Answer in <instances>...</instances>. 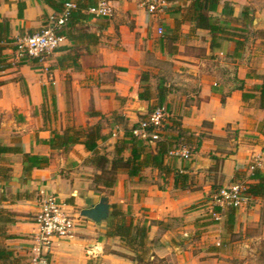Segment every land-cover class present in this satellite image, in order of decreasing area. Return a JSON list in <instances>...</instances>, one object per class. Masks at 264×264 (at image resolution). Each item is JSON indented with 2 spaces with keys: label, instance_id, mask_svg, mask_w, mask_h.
<instances>
[{
  "label": "crops",
  "instance_id": "crops-1",
  "mask_svg": "<svg viewBox=\"0 0 264 264\" xmlns=\"http://www.w3.org/2000/svg\"><path fill=\"white\" fill-rule=\"evenodd\" d=\"M79 1L90 7L99 0ZM109 1L110 18L90 16L76 26L99 41L67 39L40 60L50 69L20 63L13 49L6 52L11 67L0 73V142L20 146L23 153L3 156L11 178L0 183V211L12 213L15 222L6 226L9 238L0 237V248L20 260L14 264H31L36 218L46 198L55 196L80 214L106 195L94 184L93 172H100L76 156L78 146L54 150L44 141L67 129L95 126L114 113L133 125L147 114L137 107L150 111L163 85L171 116L161 140L176 135L171 129L177 121L201 144L189 160L171 155L164 160L173 173H187L191 187L177 188L173 173L153 168L136 177L119 173L109 196L112 206L149 228L145 264H256L264 241V198L231 216L224 209L215 219L211 197L232 183H251L253 166L264 173V108L257 90L264 83V0H222L209 14L224 31L215 35L197 28L192 0L168 1L156 17L138 0ZM54 13L45 0H0V21H9L15 41L39 33ZM143 75L152 101L139 98ZM148 146L155 149L156 142ZM25 154L48 157L50 163L28 176ZM107 225L80 220L74 237L53 241L49 263L140 264L120 238L107 236Z\"/></svg>",
  "mask_w": 264,
  "mask_h": 264
},
{
  "label": "trees",
  "instance_id": "trees-1",
  "mask_svg": "<svg viewBox=\"0 0 264 264\" xmlns=\"http://www.w3.org/2000/svg\"><path fill=\"white\" fill-rule=\"evenodd\" d=\"M45 1L54 9L55 13H61L63 11L65 2L62 3V0L61 3H58V0ZM221 1L222 0H192V8L194 10L193 19L198 29L209 30L214 35L218 33L224 34L222 27L217 25L209 15L218 10ZM76 4L77 10L72 13L67 24L58 34L65 36L73 43L82 41L85 37H88L90 42L97 43L99 37L96 34L85 33L82 28L76 27L79 24H84L83 21L91 16L87 13V10L96 3L89 7L81 4L78 0ZM21 16L22 12L20 10V17ZM14 43L15 40L11 37L9 21L6 19L0 21V73L11 67L6 52L10 49L15 51L16 47ZM28 61L39 63L40 59H23L20 63L24 64ZM142 83L144 85H142V92H140L139 95L140 100L152 101L154 95L151 85H149V78L147 75H143ZM257 90L260 92L261 107L264 108V83L262 86L258 87ZM167 96L168 89L163 85H159L155 96L157 103L156 105H152L150 111L157 107L167 106ZM146 116L147 115H142L141 120L145 119ZM112 118L119 119L121 122L126 120L117 113H114ZM141 120L124 129V135L117 143L115 152L116 157L114 159H110L108 156L99 152V141L107 140V137L102 135L100 127L90 131L83 128L67 129L63 134L57 133L50 140L44 141V144L50 146L54 150L64 149L65 151L77 144L84 145L86 151L92 154L90 164L100 172V174L94 177V184L96 188L101 189H113L116 185L117 175L119 173H127L130 177H136L146 168L157 169L161 173H173L164 163L165 158L170 156L173 150L183 146L189 150L191 155L199 150L201 145L200 142H198L193 135L185 134L181 128V123L177 121L173 122V127L171 129V131L176 132V135H165L166 139L156 142V148L153 150L151 146L149 147L147 145L148 143L137 139L132 133V130ZM127 150L130 151L129 157L124 156ZM22 153V148L20 146H6L0 142V183L11 178V171L2 166L4 160L3 156L6 154ZM23 163L24 172L29 176L34 169L46 168L50 160L48 157L25 154ZM108 171L110 174L107 173ZM173 176L175 187L182 190L190 189V176L187 173L175 171ZM250 180L252 181L251 183H245L247 195L251 200L264 198V173L259 169H255L253 170ZM69 204H73L72 200H69ZM234 210L235 209L230 210V216L233 215ZM216 212H220V210L217 209ZM13 216L12 213L5 210L0 211V232L2 234H0V236L9 238L6 236L5 229L8 224L15 222ZM107 226V236L120 238L126 247L134 254L135 260L138 263H146L150 256L148 238L149 228L147 226L135 224L133 221L129 220L127 213L118 209L115 205L112 206V213ZM19 261L18 258L14 257L12 252L0 248L1 264H14Z\"/></svg>",
  "mask_w": 264,
  "mask_h": 264
},
{
  "label": "built area",
  "instance_id": "built-area-1",
  "mask_svg": "<svg viewBox=\"0 0 264 264\" xmlns=\"http://www.w3.org/2000/svg\"><path fill=\"white\" fill-rule=\"evenodd\" d=\"M149 16L156 17L162 14L168 3L166 0H138ZM77 10L74 1L64 3L61 13H54L43 30L34 35L25 36L15 41L14 54L18 61L23 59H40L60 49L67 38L58 32L67 24L72 13ZM87 13L95 18H110L113 8L109 0H99L90 7ZM164 33L159 29V34ZM132 130L134 137L146 143L161 140L162 130L170 118L171 113L167 106L157 107L146 114ZM171 156L189 160L191 153L186 147H179L170 153ZM255 170L253 166L251 168ZM213 216L219 219L224 209H242L247 207L251 198L247 195L245 183H232L215 191L211 197ZM220 210V212H216ZM84 218L80 214L70 212L66 204L60 202L55 196L46 198L41 204V210L36 218L38 232L35 234L34 247L31 255V264H50L47 255L50 253L52 243L57 238H72Z\"/></svg>",
  "mask_w": 264,
  "mask_h": 264
},
{
  "label": "rangeland",
  "instance_id": "rangeland-1",
  "mask_svg": "<svg viewBox=\"0 0 264 264\" xmlns=\"http://www.w3.org/2000/svg\"><path fill=\"white\" fill-rule=\"evenodd\" d=\"M167 3H168V1H167ZM47 56H49V55H47ZM47 56H45V57H47ZM40 64L43 65L44 62L40 61ZM43 68L45 70L50 69L49 66L47 67L45 65H43ZM149 85H151L150 82H149ZM151 88H152V86H151ZM130 126H131L130 123L127 122L126 120L121 122L119 119H114V118H111V117H103L100 120V122L98 124H96L95 126H91V127L88 126L86 128H83V129H86V130L90 131L92 129H96V128L100 127V129L102 130V135L104 137H107V140L99 141V152L101 154H103V155L108 156L110 159H114L116 157L115 152H116L117 143L123 137L122 135H124V129L126 127H130ZM147 145H151V143H148ZM74 146L75 147L78 146L77 150H75L76 156L80 157L84 164H90V160L92 158V154L91 153L90 154H86L87 152L83 151V149H82L83 146L81 147L80 144L79 145H74ZM70 150H72V147L70 148ZM66 153L69 154L68 152H66ZM129 155H130V151L127 150L124 153V156L125 157H129ZM95 173H96V171L93 172V175L96 176L97 174H95ZM107 173L110 174L109 171ZM117 177H118V175H117ZM100 189L101 188H96V191H98V192L102 191L100 193H105L106 194L105 196H110V195L114 194V189H101V190ZM116 207L118 209H120L118 206H116ZM0 234H1V232H0ZM0 237H2V236H0ZM256 257H257L256 258V260H257L256 264H264V241H261V243L257 247Z\"/></svg>",
  "mask_w": 264,
  "mask_h": 264
},
{
  "label": "water",
  "instance_id": "water-1",
  "mask_svg": "<svg viewBox=\"0 0 264 264\" xmlns=\"http://www.w3.org/2000/svg\"><path fill=\"white\" fill-rule=\"evenodd\" d=\"M138 111L148 113L146 107L139 105ZM112 213L111 198L109 196H103L98 205L91 209H84L80 212L82 218L87 219L95 224L108 223Z\"/></svg>",
  "mask_w": 264,
  "mask_h": 264
}]
</instances>
